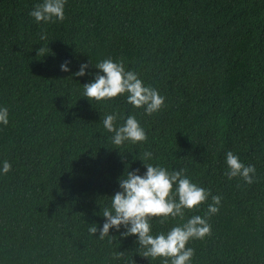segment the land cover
Here are the masks:
<instances>
[{"label": "trees", "instance_id": "obj_1", "mask_svg": "<svg viewBox=\"0 0 264 264\" xmlns=\"http://www.w3.org/2000/svg\"><path fill=\"white\" fill-rule=\"evenodd\" d=\"M42 2L0 0V108L9 110L0 169L12 165L0 173V264H162L123 226L111 242L98 238L103 205L126 168L147 171L145 151L222 197L212 235L188 244L192 264H264V0H67L66 19L47 24L29 15ZM107 58L122 59L166 107L149 116L126 95L83 97ZM117 113V126L135 115L148 140L116 148L103 119ZM228 151L255 165V183L225 176ZM209 203L184 221L153 219V234L204 217Z\"/></svg>", "mask_w": 264, "mask_h": 264}, {"label": "clouds", "instance_id": "obj_2", "mask_svg": "<svg viewBox=\"0 0 264 264\" xmlns=\"http://www.w3.org/2000/svg\"><path fill=\"white\" fill-rule=\"evenodd\" d=\"M67 0H43L37 3L29 15L37 23L63 22L66 19L65 5ZM47 39V34L40 36V40ZM49 51L45 47L38 50V56H44ZM68 61L61 65L63 71H69ZM89 64L81 65L75 76H84ZM95 67L103 74L97 72L93 82L84 84L83 97L90 101H108L119 96H125L127 103L134 108L143 109L151 116L164 107L165 97L150 85L146 86L139 74L126 70L125 63L111 58L95 63ZM117 114H107L103 119V126L107 132L112 133V144L121 150L126 142L132 144L144 143L148 140L145 129L141 126L135 115L128 116L125 123L117 126ZM0 124H9V110L0 108ZM153 158V153L145 151L141 159L147 171L140 175L139 169H125L123 176L119 178L122 191L111 196L110 207H102V216L106 218L103 227L99 229L98 238L103 240L110 235V229H119L123 226L126 231L124 237L136 235L144 257L152 260L161 258L162 264H192L195 250L188 247L191 240H203L212 235V228L208 218L220 210L222 197L212 195L210 189H205L186 175L185 169L169 171L160 165H153L148 161ZM133 159H136L134 156ZM228 171L225 176L229 180L239 177L248 185L257 181L255 165H245L232 151L226 154ZM12 169L9 161H3L0 173L6 175ZM211 196L212 203L208 204L205 216L193 215L185 223L173 226L167 233L161 232L154 235L152 232L153 219H158L160 224H165L170 219L185 220V210L196 211L205 204ZM98 227L90 225V235H95ZM124 257V252H115L114 260ZM135 262V261H134Z\"/></svg>", "mask_w": 264, "mask_h": 264}]
</instances>
